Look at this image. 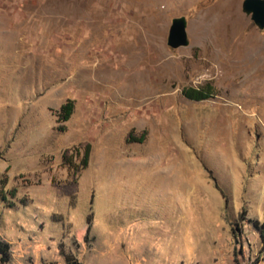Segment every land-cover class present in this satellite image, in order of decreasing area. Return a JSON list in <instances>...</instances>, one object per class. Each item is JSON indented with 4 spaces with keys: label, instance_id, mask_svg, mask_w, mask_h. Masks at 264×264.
I'll list each match as a JSON object with an SVG mask.
<instances>
[{
    "label": "rangeland",
    "instance_id": "374dc122",
    "mask_svg": "<svg viewBox=\"0 0 264 264\" xmlns=\"http://www.w3.org/2000/svg\"><path fill=\"white\" fill-rule=\"evenodd\" d=\"M244 1L0 0V264H264V30Z\"/></svg>",
    "mask_w": 264,
    "mask_h": 264
},
{
    "label": "trees",
    "instance_id": "16d2710c",
    "mask_svg": "<svg viewBox=\"0 0 264 264\" xmlns=\"http://www.w3.org/2000/svg\"><path fill=\"white\" fill-rule=\"evenodd\" d=\"M209 91H210L209 88L207 89L206 88H203V89L189 88L185 90V96L187 97V99L189 98L195 101H203L211 97V92ZM73 111H74V103L72 101H69L66 104H64L61 107L60 112H59V115L61 116V120L63 122L68 121L71 115L73 114ZM143 139H144V135L142 136L140 140L143 141ZM89 156H90V147L87 148L86 153H85V166L88 163ZM246 216H247V211L244 210L239 217L240 223H244L246 221ZM255 225L259 229L258 231L260 232V236H261V240L263 244L262 250H264V222L261 225H259L258 222H255ZM88 228L89 229L91 228L90 221H89ZM238 231L239 232L242 231V228H240ZM234 237L238 239L239 236L235 234ZM9 250H10L9 244L0 242V255H1L2 263H7L10 261L11 254Z\"/></svg>",
    "mask_w": 264,
    "mask_h": 264
},
{
    "label": "water",
    "instance_id": "95a60500",
    "mask_svg": "<svg viewBox=\"0 0 264 264\" xmlns=\"http://www.w3.org/2000/svg\"><path fill=\"white\" fill-rule=\"evenodd\" d=\"M242 7L246 14L251 15L255 25L260 30H264V0H245ZM168 44L173 49L188 46L189 37L186 18L174 19L170 28Z\"/></svg>",
    "mask_w": 264,
    "mask_h": 264
},
{
    "label": "crops",
    "instance_id": "0c3cea01",
    "mask_svg": "<svg viewBox=\"0 0 264 264\" xmlns=\"http://www.w3.org/2000/svg\"><path fill=\"white\" fill-rule=\"evenodd\" d=\"M9 241L11 242L12 245H13V243H14V245H16L15 249L17 252L13 255L14 256L13 259H15V260L20 259L21 260V258H23L24 256L27 255L29 247L25 242L17 243V242H13L12 239H10ZM14 241H16V240H14Z\"/></svg>",
    "mask_w": 264,
    "mask_h": 264
}]
</instances>
